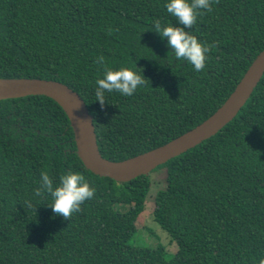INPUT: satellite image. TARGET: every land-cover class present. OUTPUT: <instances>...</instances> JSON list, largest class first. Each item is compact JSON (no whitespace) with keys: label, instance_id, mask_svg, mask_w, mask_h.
<instances>
[{"label":"trees","instance_id":"trees-1","mask_svg":"<svg viewBox=\"0 0 264 264\" xmlns=\"http://www.w3.org/2000/svg\"><path fill=\"white\" fill-rule=\"evenodd\" d=\"M168 0H0V78H39L78 92L93 116L101 155L120 162L197 127L227 100L264 49V0H219L190 30L218 42L205 69L178 61L162 26H182ZM105 58L112 70L140 72L129 97L96 101ZM142 69V70H140ZM165 185L154 220L177 251L131 244L151 176L128 182L88 170L70 121L53 99L0 100V264H258L264 258V75L236 117L217 134L159 166ZM158 167V168H159ZM157 169V168H156ZM46 171L54 184L69 171L96 189L71 220L52 197L34 195ZM31 200L33 207L23 202Z\"/></svg>","mask_w":264,"mask_h":264},{"label":"water","instance_id":"water-1","mask_svg":"<svg viewBox=\"0 0 264 264\" xmlns=\"http://www.w3.org/2000/svg\"><path fill=\"white\" fill-rule=\"evenodd\" d=\"M263 75L264 49L223 105L203 123L160 147L120 162L101 155L93 116L80 94L66 84L39 78H0V100L35 95L53 99L70 121L77 154L84 166L98 176L128 182L149 175L159 166L217 134L244 107Z\"/></svg>","mask_w":264,"mask_h":264},{"label":"clouds","instance_id":"clouds-1","mask_svg":"<svg viewBox=\"0 0 264 264\" xmlns=\"http://www.w3.org/2000/svg\"><path fill=\"white\" fill-rule=\"evenodd\" d=\"M214 3L218 4L219 0H168L165 5L167 12L182 26L171 24L162 26L160 20L154 21L155 32L167 40L172 50L170 54H173L178 61L182 60L191 64L196 72L205 69L208 54L218 47V42L202 43L188 30L197 24L198 17L204 15V11L201 10L211 12ZM95 63L104 66L103 78L96 80L95 89L96 101L102 107L106 103V92L115 91L129 97L148 81L140 72L128 67H121L119 70L108 68L102 55L97 57ZM95 193L96 189L87 182L84 175L72 171L62 174L58 184H54L48 172H41L40 186L34 191L37 197L49 194L53 200L49 207L56 216H62L68 221L74 213L82 211V205L93 199ZM23 206L33 207L31 200H25ZM258 264H264V258H261Z\"/></svg>","mask_w":264,"mask_h":264},{"label":"rangeland","instance_id":"rangeland-1","mask_svg":"<svg viewBox=\"0 0 264 264\" xmlns=\"http://www.w3.org/2000/svg\"><path fill=\"white\" fill-rule=\"evenodd\" d=\"M152 184L151 190L145 201L144 209L139 215L138 221L143 225L141 231L136 232L131 239V244L141 246H155L162 244L166 247L169 256L177 251V244L171 243L169 234L154 220V197L158 189L165 185L166 169L164 167L157 168L150 173Z\"/></svg>","mask_w":264,"mask_h":264}]
</instances>
